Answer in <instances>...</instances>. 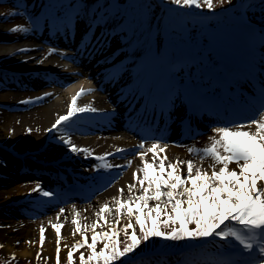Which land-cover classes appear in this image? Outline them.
Wrapping results in <instances>:
<instances>
[{
	"label": "rangeland",
	"instance_id": "rangeland-1",
	"mask_svg": "<svg viewBox=\"0 0 264 264\" xmlns=\"http://www.w3.org/2000/svg\"><path fill=\"white\" fill-rule=\"evenodd\" d=\"M45 1L48 5L41 4V6L46 9H42L34 14V9H32L31 4L27 2L26 5H23L24 2L0 0V24L2 25L0 28V44L11 45L15 42L30 41L34 38L38 43L40 57H42L43 60L56 57L59 63L58 70L61 71V74L56 80L51 79L47 81L46 84H40L34 86V88H29L26 82L39 80L41 78L44 79L46 77L49 78L51 76L46 74L44 77L43 74L41 76L28 78L22 73L21 75L17 74L18 77L16 78L17 80H15L14 73L17 71V66L16 60L13 59L14 54L9 53L0 55L1 71L7 73L5 74L6 80L0 77V93H2V97L0 96V117H3L0 120V124L5 125L0 134L14 135V129H17L13 141L7 144L4 149L5 151H0V166L4 165L7 171L13 174L14 180L0 177V189L13 188L14 184L26 182L31 183L32 186H37V184H39L42 189L43 180L41 181L15 173V168L20 170L22 167H17L18 161L14 159L13 155L28 156L32 160L43 157L54 159L59 155L61 146L50 144L49 147H44L46 122H43L41 118L33 117L28 119V122H24L22 118L27 112H30L32 108L52 100L57 90H65V87L60 85L61 83L59 80L60 77L65 78L67 75H72L73 69L78 68L79 64H77L75 60H84L86 63L95 62L93 55H82L74 57V61H67V63H64V60L70 59L68 58V52L73 50L69 46L55 43L56 37L60 36V32L57 35L51 34V32L56 30V28H60L63 32L65 18L71 17V26L75 27L74 29L76 32H81L84 23L90 19L93 13V6H99L101 9L98 10V13L101 10L102 12L97 17V21L93 26L94 32L101 34V36L106 38L107 42H110L114 47L123 48V52L127 54L128 58L131 56L132 60L135 57L142 58L148 65L155 66V69L159 67L157 63L162 65V71H155L154 77V73H151V75L150 73L146 74L148 76L150 75L148 79L150 82H153V79L156 80L159 75L163 74L165 64L168 61L180 56L186 58L196 57L199 62L198 68L201 73H211L212 71L221 72L223 69L222 67L227 66V62L232 60L237 62L236 52H233V48L240 44V40L243 41V29H246L250 22H254L257 25L264 24V0H213L212 10L208 9L206 13L199 12L193 14L190 10L171 7L170 3L161 0ZM242 3H245L243 8H241ZM61 4L64 5L61 6ZM163 4H168V9H173L170 11L169 17L167 18L166 26L170 33V36L168 35L167 37L162 36V28L160 25V18L162 15L160 8ZM176 9L180 10L183 14V23H179L178 19L181 14H175ZM189 14L195 17L197 16L198 23L192 21ZM61 18L64 19V21H61ZM36 21L39 22L37 23ZM17 25L29 28V31L24 33H12L8 31ZM181 31L184 35L181 34L180 37L185 40V43L180 46L172 45L171 38L173 33L177 32L180 35V33H182ZM174 42L178 44L180 40L174 39ZM49 49L62 50L63 55L57 56L55 53L48 55ZM54 62L56 63V61ZM187 62H189V59H187ZM63 65L71 67L62 69L61 66ZM97 67L99 68L100 65L98 64ZM44 69L49 68L45 67ZM141 74L143 75L142 71L138 73L139 76H141ZM164 77L167 78L166 75ZM183 77L185 78L186 76ZM3 81H8L9 84H2ZM17 82H23V84H12L11 86V83L16 84ZM52 91L55 92L52 93ZM41 93L50 95H46L47 97L43 99L33 100L34 96ZM25 100L31 102L21 103V101ZM98 105H100V107H104L105 105L108 106L106 102L105 104L99 103ZM9 115H12V119L9 118ZM76 121L75 118L71 123L75 124L74 122ZM111 126H114V124L107 125V129L103 131L78 132L76 127L73 128L70 125L67 128V132L70 137H80L78 139L84 140L85 138L94 137L95 135H108L124 131L118 128H109ZM213 127L216 128L217 126L211 125L212 129ZM29 129L31 131H28ZM60 131L64 133L65 129H60L57 131V134ZM208 131L204 130L202 134H208ZM127 134L135 138L131 133ZM204 139V137L188 141L173 139L171 143L182 149L190 157L201 160L200 154L189 153L188 148L193 146L198 149L205 147L209 142ZM169 140L170 139L160 138V143L167 144ZM155 141L156 140H152L149 142L154 143ZM145 149H147V147L138 148L136 152H142L145 151ZM6 152L7 154H5ZM207 159L210 158H205L203 160ZM104 162L105 161H99L95 158L85 166V169L88 170L89 173H92L94 177L92 178L93 180L98 178L97 175L104 169L102 166ZM48 170L52 173L50 176H54L58 172L56 168H50ZM123 175L124 169L118 174H110L109 176L117 177L113 182L110 180V188H106L102 192H96L92 194L91 197L86 196L89 198L81 201L77 198L63 200L65 199L61 198V193L63 191L55 193L47 189H42L43 191L53 193V195L51 197H45L40 191H37L35 192L36 194L27 197L25 199L26 202L14 203L11 207H4L3 203V206H0V219H12L30 224H41L43 222L49 225L60 224L61 222L59 219L54 218L53 214L61 213V209H64L65 212L69 206L87 204L86 207H84L85 212H83L86 213L89 207L92 208L97 206L102 199L108 198L112 194L113 196H117L116 192L109 191L113 187H116L114 191L123 189V186H119L118 184ZM2 200L3 198L0 199V202ZM28 205L35 207V209L29 208ZM190 227H194V225H190ZM136 230L139 235L138 226H136ZM131 231L132 229H128L129 233H131ZM119 240V247L122 249L125 243L128 242L122 231L120 232ZM214 240H216L215 237L211 238L209 241L207 239L200 241L173 242L153 238L147 242V244H142L139 249H146L149 245H152L158 248L156 251H149V253L134 256L130 261L124 260L123 264H220L222 261L236 262L239 260H244L246 264H254V261L258 259V252H253L252 255L249 256L248 253L243 252L240 246L227 245V247H218V243H212ZM217 240L220 239L217 238ZM202 241H205L206 244L200 245L198 243ZM88 242L91 243V238L88 239ZM73 244L74 243L68 245L65 249H60V264H68L67 253ZM231 244H236V242L231 240ZM101 247H103V241L98 237L96 245L97 251ZM88 251L86 245L83 248L73 250V264H79L80 252H84L85 256H87ZM173 251L176 252V254H171L172 256L170 258L165 256L167 252ZM241 253H243L242 256ZM155 255H158L159 258H156ZM54 262L56 264V258H54ZM0 264H34V262L33 259L29 257H20L16 255V253L8 254L0 248ZM117 264H120V262L118 261Z\"/></svg>",
	"mask_w": 264,
	"mask_h": 264
},
{
	"label": "snow or ice",
	"instance_id": "snow-or-ice-1",
	"mask_svg": "<svg viewBox=\"0 0 264 264\" xmlns=\"http://www.w3.org/2000/svg\"><path fill=\"white\" fill-rule=\"evenodd\" d=\"M170 2L181 8L201 7V0H170ZM203 4L209 10L213 9V0H203ZM8 31L24 33L28 32L29 28L17 25ZM86 39L88 42L84 45L85 49L92 44L93 37ZM96 40L97 43H102L99 38ZM55 52V49H49L48 55ZM243 79L245 83L258 82L259 98L264 97V30L254 37ZM235 83L239 86L241 81L237 80ZM90 91L92 89L83 88L77 91L68 103L66 114L58 115L51 127L45 129L50 133L65 129V132L57 138L68 146V150L72 153L92 155L90 149L78 147L73 143L67 132V128L78 115L98 111L88 104L77 106L79 98ZM29 102L31 101H21V103ZM259 102V110L246 123L228 122L225 126L216 127L213 129L215 135L209 138V144L199 149L194 146L188 148L189 153L200 154L201 160L211 159L210 174L191 159L168 161L166 155H160L165 153L167 148V145L160 146V139L145 151L137 152L142 166L137 172H133L134 183L127 186L129 198L126 200L114 198L116 224H119L122 214L127 217L128 222L122 228L109 223L105 217L112 213L113 209L108 204L100 207L95 214L97 221L91 226L81 225L74 218L73 234L78 232L83 242L76 241L68 250V264H73V250L83 248L85 245L89 251L87 256L84 252H80L79 264H117L118 261L123 264V261L133 255L142 244L153 238L181 242L207 240L212 237L221 241L234 240L249 256L253 252H258V259L254 264H264V99H260ZM138 147H145L143 140ZM122 151L125 150L116 149V152ZM148 153L152 154L151 162L145 159ZM111 155L113 153H104L95 158L105 161L102 164L104 168L121 167L106 162L107 157ZM233 163L237 165L238 171L229 167ZM217 165H219L218 170ZM137 185L138 195L133 193ZM32 191H40L45 197L53 195L49 191H43L39 184ZM119 192L122 197L124 190L120 189ZM60 212L63 213L64 209ZM100 220L109 224L108 231H95ZM52 227L57 236L56 264H60L62 225L54 224ZM88 227L92 229L91 243L88 242L83 230ZM128 229H132L131 233ZM121 231L128 241L122 249L119 247ZM98 237L103 241V247L97 251ZM44 240L45 229L41 226V246ZM36 255L39 259L40 253ZM220 264H246V262L222 261Z\"/></svg>",
	"mask_w": 264,
	"mask_h": 264
},
{
	"label": "bare ground",
	"instance_id": "bare-ground-1",
	"mask_svg": "<svg viewBox=\"0 0 264 264\" xmlns=\"http://www.w3.org/2000/svg\"><path fill=\"white\" fill-rule=\"evenodd\" d=\"M2 25L0 24V28ZM36 39H31L30 41H19L15 42L11 45H4L0 44V55L5 54H14V58L16 60V66L18 73H27L26 75H31L34 72H44L45 67L49 68L51 71H54L58 74L57 65L59 64L55 58H49L43 60L42 57H40V50L38 48V43L35 41ZM97 41V40H95ZM74 45V44H73ZM92 45H95V42H92ZM95 46H93V49ZM21 49H25L26 51H20ZM92 49V50H93ZM251 48L248 49V53L251 56ZM96 49H94L95 51ZM62 51L60 50L59 53ZM250 57L246 62L248 63ZM56 61V63L54 62ZM67 63V62H65ZM83 66L81 68H76L73 71L72 75H67L65 78L60 77L59 82L60 85L65 87L64 91L57 90L52 91L55 92V97H53L52 100H50L48 103L41 104L35 108H32L30 112H27L25 114V118L23 117L24 122H28V119L33 117H39L43 122H46L45 129H48L51 127L52 123L55 122L58 115L66 114L68 103L70 102V99L73 95L76 94L77 91H79L81 88L83 89H92L90 92H86L85 95L81 96L78 100L77 106H84L86 104L94 106L96 109L102 110L103 108L98 105L103 100H107L110 102H114V97L112 96L114 93V90L116 88H124L127 86L126 83H124L122 80L116 81L115 79L112 81L111 76H98L97 75V69L93 67V65H90L88 63H82ZM67 67L66 65H63ZM60 73V72H59ZM112 81L113 88L107 87L110 85V82ZM43 82H46V80H32L29 81L30 84L34 86H38L42 84ZM33 86V88H34ZM103 88H107L104 90V94H102L101 90ZM109 90V91H108ZM107 91V92H106ZM107 93V94H106ZM118 94L122 93V90H119L117 92ZM0 96L2 97V93H0ZM39 97V94L36 95ZM47 97V96H46ZM35 100L37 97L34 98ZM121 103H119L118 108L120 109ZM119 109L117 111H119ZM131 116V115H130ZM129 116V117H130ZM3 117H0V120ZM9 118L12 119V115H9ZM205 122V120H203ZM120 127V129H125V125H117ZM5 127V125L0 124V132ZM83 130H90V129H83ZM254 130V128H253ZM212 131V130H211ZM17 129H14V135H1L0 136V151H5L7 144L12 142L15 138ZM61 133V132H60ZM45 137L49 136L51 139H49L46 142L45 146H48L49 143L53 138H56L57 131L54 132H46L45 131ZM170 135L171 138H174V136L171 133H165V136ZM214 132L208 133L207 135H204L206 141H209V138L212 137ZM59 137V136H58ZM80 137H71V140L73 143H75L78 147H86L91 150L92 155H103L104 153H113V155L107 157L110 158L109 161L116 158H122L120 161L122 162V165H124V169H127L124 173L123 177L119 181V186H123L124 194L121 197L120 193H117L119 191H114L113 187L110 189L109 192H116L117 196L110 195L108 198L102 199L97 206H94L92 208L89 207V210L86 213L84 211V207H86L87 204L82 205H74L69 206L68 209L63 213L53 214L54 218L59 219L61 222V238H60V249H65L68 245H71L72 243H75L76 241H81L82 237L77 232L73 234L74 225L72 224V220L75 218L81 225H89L91 226L94 222L97 221L96 213L99 211L100 207L104 204H108L112 209V213L107 214L105 219L111 223L116 224V216H115V202L114 198L118 199H128V185L134 183L133 180V172H137L139 167H141V160L139 156L135 153L132 155V151H135L138 145L140 144L138 140L134 139L133 137L129 136L126 132L121 131L119 133H113L108 135H95L94 137H88L84 140L78 139ZM7 141V142H6ZM149 143V142H148ZM146 144V143H145ZM144 144V145H145ZM152 143L148 144L150 147ZM164 145H167L166 152L160 154L161 156L166 155L168 158V161H176L177 159L183 161L191 159L193 160L198 166H202L205 170L211 173L212 169L209 168V164L212 163L210 159L207 160H199L195 159L193 157H190L187 153H185L182 149L178 148L177 146H174L172 143L167 144H160L161 147ZM50 146V145H49ZM48 146V147H49ZM146 147V146H145ZM124 149L125 151L122 152H116V149ZM146 150V149H145ZM7 154V152L5 153ZM86 154L84 153H72L68 150V146L64 145L60 147L58 159L61 160V164L65 165L69 171L70 174L76 175V176H83L84 175V165L87 163L86 160ZM152 154L148 153L145 157V159L149 160L151 162ZM23 161L27 158L24 156L22 157ZM131 161V163H129ZM2 164V163H1ZM6 164V163H4ZM8 164V163H7ZM127 165H129L128 168H125ZM121 166V165H120ZM230 168L237 169V165L235 163L229 165ZM117 168V167H115ZM114 168V169H115ZM122 168V167H121ZM219 168V165H217V170ZM120 169V167L118 168ZM186 171V169H185ZM68 173V172H67ZM66 173V174H67ZM69 174V173H68ZM0 177H5L8 179L14 180V176L12 173L8 172L7 169L4 167V165L0 166ZM4 182V181H3ZM6 182V181H5ZM47 184H51L48 180L44 181ZM8 184V183H7ZM36 186H32L31 183H17L14 184L13 188L8 189H0V199L3 198V200L0 202V206L4 207L9 206L11 207L14 205V203L22 202L27 197L36 194L32 191ZM138 188L133 190V193L138 195ZM65 213V214H64ZM70 215V216H69ZM128 222L127 217L122 214L121 219L119 221V224H116V227L122 228L124 224ZM133 224H134V218H133ZM41 226L45 229V240L43 245L41 246L40 243V228ZM85 232V235L89 238L92 236V229L91 227H88L87 229H83ZM109 230V224L105 223L104 220H100L97 223V226L95 228V231H108ZM56 231L52 227V225H49L45 222L41 224H35V223H27V222H21L16 221L12 219H0V248L3 249L8 254H15L20 257H29L33 259L34 264H55L54 258H56ZM40 253V258H37V253Z\"/></svg>",
	"mask_w": 264,
	"mask_h": 264
}]
</instances>
